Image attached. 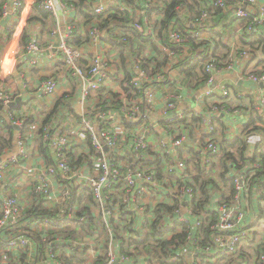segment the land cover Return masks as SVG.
I'll return each mask as SVG.
<instances>
[{"label":"built area","instance_id":"2783aa9c","mask_svg":"<svg viewBox=\"0 0 264 264\" xmlns=\"http://www.w3.org/2000/svg\"><path fill=\"white\" fill-rule=\"evenodd\" d=\"M35 5L49 11L54 17H58L59 11L65 6L74 8L64 0H11L9 6L5 5L3 15L8 16L11 12L16 16L13 44L19 43ZM118 6L122 11L125 10L121 1ZM210 6L211 11L204 9L196 15L187 5H181L172 13V21L165 28H157L162 39L160 50L169 61L178 55L184 59L186 48L191 43L201 45L203 57L201 59L197 56V52L194 59L198 57L202 62L206 77L194 83L193 89L198 94V101L215 97V89L209 87L215 82L216 76L232 72L239 58L251 56L250 50H243L225 59L216 58L214 46L206 43L203 35L205 30L211 29V21L232 12L243 21V31L246 35H259L264 28V3L259 0H210ZM92 7L97 15H106L114 6H110L108 0H96ZM139 13L144 15L143 19L150 35L157 39L154 36L152 21L146 13ZM103 31L98 24L90 28L89 37L95 46L104 38ZM118 33L113 37L125 43L124 50L129 53L127 40ZM74 34V28L69 25L61 37L57 51L63 56L68 72L79 81L81 103L85 104L91 95L102 93L109 78V63L103 54L96 53L91 58L90 66L84 67L82 51L70 43ZM38 51L36 41L29 44V55ZM4 63L3 57L0 56L2 83L7 77L4 76ZM145 65L142 59L135 61V75L132 78V90L141 96L143 106L128 105L122 110V113L127 115L128 121L124 119L125 122L136 124L131 157L128 161L116 163L108 155V151H114L127 142L128 134L124 131V122L118 130L108 129V113L103 107H98L95 116L100 125L98 128L86 115L81 119V125L90 135L94 155L99 160L97 174L87 179H81L80 168L74 169L71 165L68 133L57 127L54 120L42 126L41 137L49 152L51 163L45 169L35 172L34 195L30 196L29 202H35L37 198L40 201L49 200L55 179L63 188L62 207L55 217L34 218L33 228L45 226L56 229L57 225H63L67 219H71L74 215L76 182H80L85 183L109 228V247L104 262L100 264H162L168 260L170 251L175 257L172 259L169 255L171 260L168 264H180L181 261L183 264H264V238L256 240V237H259L255 224L257 220L248 221L249 208H253L256 199L254 192L261 189L264 196L262 159L252 152L247 153L243 159L236 158L235 152H231L233 157H230V150L216 139L223 117L231 114L226 104L229 90L226 85L220 84V96L204 111L178 110L177 98L165 96L167 105L163 114L167 116L165 124L171 127L168 130L159 124L150 123L149 113L156 101L154 85H170V75L166 69L153 73L156 63H148L146 67ZM261 65L260 71L250 73L248 78L255 83L264 84V64ZM57 87L58 83L54 79H49L43 84L47 96H54ZM1 100L4 106L10 109L11 98L4 95ZM261 105L264 107V100ZM8 114L17 124L12 113L8 111ZM188 115L194 116L200 128H204V139L195 145L190 139L192 123L188 120L180 122L181 119H187ZM172 123L177 128L176 132L172 131ZM141 126L143 129L138 131ZM155 128L163 131L157 145L149 137V133ZM19 145V154L0 164V182L6 183L8 168L12 164H19L20 159L26 157L21 140ZM260 149L264 152V144ZM221 159L226 165L220 172L217 165ZM223 173H226L227 180H232L230 186L223 180ZM211 179L215 184H210ZM202 184H206V193L201 190ZM118 193L122 194L121 202L116 200ZM25 213V207L16 196L2 197L0 237L6 239L4 242L10 250L30 249L32 246L33 234L22 224ZM121 218L129 225L124 234L130 243L144 240L146 230H151L155 237L150 243L159 247L136 248L127 244L125 250L117 251V233L122 232L123 228H119L121 231L116 230L109 222ZM115 225L124 227L126 224L116 221ZM208 231H211L210 235ZM252 241L253 246L249 245ZM165 242L172 244L162 251L160 247ZM48 245V263L63 264L55 252L56 244L51 241ZM20 264L33 263L25 260Z\"/></svg>","mask_w":264,"mask_h":264},{"label":"crops","instance_id":"0c3cea01","mask_svg":"<svg viewBox=\"0 0 264 264\" xmlns=\"http://www.w3.org/2000/svg\"><path fill=\"white\" fill-rule=\"evenodd\" d=\"M10 1L8 0L5 5L9 6ZM259 1L260 3H264V0ZM108 2L110 6L114 7L120 4L119 0H108ZM202 4L211 8L210 0H203ZM195 10L200 11L202 8H196ZM141 13L146 12L142 10ZM157 16H153L152 20H150L153 25L154 36L158 39V34L161 33L157 28H163L161 21L164 22L166 18L164 14ZM138 17L139 19L140 17L143 18L144 15L139 13ZM53 19V23L51 21L42 22L41 20L32 23L27 22L24 30L26 28L28 29V41L26 45L21 46V38L24 30L18 44H13L15 32L13 37H10L11 40L7 36L9 35V30L16 25V16L10 12L8 16L2 15L0 18V56L3 57L6 66L4 76L7 75L4 82H0V100L4 95L11 98L12 106L15 109V113L12 115L17 122L15 124L11 121L10 117V119L8 118L9 122L15 128L17 135L14 148L7 150L0 156V164L6 163L11 156L19 154L20 140L26 150V157L20 159L19 164H12L8 168L5 178L6 183L0 182V199L4 196L14 195L25 207L26 212L35 203L29 202L30 196L32 194L34 195V174L37 171L39 172L45 169L49 163L42 153L41 140V128L47 120H54L57 127L68 133L71 145V165L74 169L80 168L81 179H87L98 172L99 160L94 155V152L88 148L86 143L88 135L81 125V119L86 115V118L91 120L94 126L97 128L100 126L98 121L95 120L98 107H103L104 111L108 113V129L118 130L123 126L122 124L124 122L125 130H123L128 134V140L118 149L108 151V155L116 163L122 164L128 161L131 157L132 137L136 132V124L132 122L126 123L124 119L127 120V115L123 114L122 110L128 105L136 104L143 106L141 96L132 90V78L135 75V61L145 58L164 61L166 65L163 67V70L166 69L168 71L172 81L170 85H154L153 91L156 96V101L149 113L150 123L159 124L162 128L170 130L171 127L165 124L167 116L163 114L167 105L165 96H174L177 98L178 110L193 112L198 109L204 111L220 96L218 87L220 84H224L229 90V99L226 104L231 110V114L223 117V122L218 126L216 139L223 143L226 148H228V143H234L238 139H243L244 145L241 144V147L237 144L228 148L230 150L228 156H230L231 152H235L236 158L243 159L247 153L252 152L256 157H260L259 155L262 153L260 147L264 144V132L255 130L245 138L243 136L247 134L244 131L245 126L253 118L257 116L264 118V107L261 105L262 100H264V84L255 83L248 78L250 73L260 71L261 64H264V45L256 44L253 45L254 47L251 46L252 44L249 43L251 37L243 31V21L238 19L232 12L226 13L211 21V29L203 32L206 43L213 45L219 53V56L222 54L224 59L243 50H250L251 56L250 58H239L232 72L218 74L214 82L215 87L213 88L216 91V96L211 97L212 100L209 99L206 101H198V94L193 89L194 84L190 86L192 79L188 78L187 74H185L188 67L183 66L189 61L193 63L192 60L198 52H193L194 47L189 46L186 48V57L184 59L178 55L171 61L168 60L160 49L158 51L151 47L148 49H140L139 44L133 49L130 47L129 53H126L124 50L125 46L122 47L123 45L119 46L109 42L111 36L105 30L103 31L104 38L101 43L95 46L90 37H87V34H89L90 28L97 23L94 21L91 24L84 25L85 21L77 15L74 8L65 6L64 9L59 11L58 17L53 16ZM69 25L74 26L76 31H78L81 43L77 44V48L83 53L84 59L82 65L84 67L90 66L91 58L96 53L103 54L109 63V78L105 83L102 93L91 95L85 104L81 103V86L79 81L68 72L63 56L57 51L61 37ZM262 35H264V28L259 36ZM262 37L264 38V36ZM33 41H36L39 51L29 55L27 48ZM196 46L199 47L198 45ZM7 49H11L12 51L7 53ZM164 58L167 59V62ZM49 79H54L58 83V89L54 96H47L43 90L44 82ZM187 120L192 123L193 128L191 129L190 139L192 144L195 145L204 139V128H200L198 121L195 122L194 116L188 117ZM128 123L132 124V126ZM258 125L260 123L256 122L255 126ZM142 129L143 127L141 126L138 131ZM252 129L250 127V130ZM6 131L5 126L3 127V124L0 123V137L8 136ZM172 131H177L174 125H172ZM22 132L23 134L21 135ZM161 135H163V131L159 128L152 129L149 133V137L156 145L159 143ZM242 148H246L247 150L242 152ZM79 158L82 159L79 160ZM225 165V161L221 159L217 165L218 170L221 172ZM9 177L14 181L11 182ZM260 190L257 189L254 192L256 199L254 200L253 208H249L248 213L249 222L257 220L255 224L257 225L259 237H256V240L264 238V196ZM62 191L63 188L54 179L52 194L49 200H42L45 208L48 211L55 212V215L59 213L62 207ZM87 191L88 189L85 183L76 182V195H84V201L79 207L73 204L74 215H72L71 219L81 218L86 221V216L76 217L79 213H82V215H87V217L93 220L92 229L87 235H81V238L78 240H73L69 237L62 238L60 236L54 238V240H52L53 238L48 239L46 234L50 230L49 227L36 226L33 228L34 217H24L22 219V224L25 229L30 231L33 236L41 233L42 243L46 244L45 249L42 250L33 240L32 246L30 249H27L26 260H30L33 264H49L48 259H43L40 255L42 253L48 255V244L52 241L56 245L67 247H62L63 250L58 248V253L65 251V255L68 258H72L79 251L78 249H80L78 256L81 264L104 262V256L109 247V228L103 220L104 217L100 208L97 204H94L92 199H89L91 195ZM121 197L122 194L118 193L116 200L121 202ZM40 204L38 203L37 205ZM116 221L125 222L126 225L124 227L116 226ZM109 224L119 231H121L119 228H123L122 232L117 233L118 241L116 250H125L127 247L125 249L123 248V239L129 244L127 235L124 234L129 225L122 218L113 219ZM62 229L64 228L62 227ZM150 235H152L151 230H146L143 239L148 238ZM253 243L254 241L250 242L249 245L253 246ZM14 253L16 257H19L20 253L18 251ZM169 255L172 256L171 253ZM41 259L43 260L41 261Z\"/></svg>","mask_w":264,"mask_h":264},{"label":"trees","instance_id":"16d2710c","mask_svg":"<svg viewBox=\"0 0 264 264\" xmlns=\"http://www.w3.org/2000/svg\"><path fill=\"white\" fill-rule=\"evenodd\" d=\"M64 1H66L67 4H71L74 6V9L77 12V15L82 17L83 21H85L84 25L91 24L94 21L98 25H100L101 28L105 30L106 33H108V35L111 36L110 37L111 40H109V42H112L119 46L123 45L122 47L126 46L125 43H122L118 41L116 37H113L116 32H119L118 33L120 34L119 36L127 40V47H129V49L130 47H132L133 49L136 45L139 44L140 49H148L149 47H151L155 49L156 51L160 49V42L162 39H155L153 36L150 35L145 25L144 19L142 17H140L139 19L138 17V14L140 11L144 10L148 18L151 20L153 16H157L158 14L159 15L164 14L166 20H164V22L161 21V25L163 28H165L166 25H168L169 22L172 21V13L175 11L177 7L181 5H187L188 9L191 10L196 15H198L199 13L198 12L199 10H195L196 8H199V9L202 8V10L205 9L207 11H211V8L209 6H204L202 4L203 0H190L191 3L189 2V0H155L151 2L149 0H119L125 6L124 11H122L120 6L117 5L115 7H112L106 15H97L92 7L96 0H64ZM7 2L8 0H0V18L3 15L4 6ZM202 10H200V12ZM173 16L175 15L173 14ZM217 18H214V19H217ZM38 20H41L42 22H45V21H48V22L51 21L52 23L54 22L53 15L49 11L42 9L39 5H35L32 8V12L28 19V23H32ZM15 29H16V25L13 26V28L9 30L8 32L9 35H7L9 40H11V38L13 37ZM74 30H75V34L72 36L70 43L77 47V44L81 43V41L78 35V31H76L75 27H74ZM262 36H259V35L250 36L251 39H249L250 40L249 43L252 44L251 46L254 47L253 45H256V44L264 45V38ZM87 37L89 38V34H87ZM27 41H28V29L26 28L21 38V46L26 45ZM190 46L194 47V50H193L194 53H196L195 51H198L199 54L197 56H200V58L202 59L203 52L201 49V45H198L200 47H197L195 43H191ZM214 56H216V58L218 59H224L223 57L219 56V53L217 52L216 49L214 52ZM165 61L167 62V59ZM192 61L193 63L189 61L186 65H183V66L188 67V69L185 71L186 72L185 74H187L188 78L192 79L191 81L192 83L190 86H192L195 83V81H199L203 79L204 77H206L205 72L202 67V62L199 60V58L197 57L193 59ZM142 62L146 64L145 67L147 66L148 63H151V62L156 63V69L153 70V73L162 72L163 67H165L166 65L164 61H160L158 59H146L145 58V59H142ZM8 111L12 113L13 115L15 113V109L13 108V106H11L10 109H8L6 106H4L3 101L0 100V123L3 124V127L5 126L7 130L6 134L8 135V136L0 137V156L3 155L7 150L14 148V143H15L16 135H17L15 128L13 127L12 123H10L8 120L9 118ZM187 119H188V116H187ZM187 119H181L180 122L184 123ZM194 120L195 122L197 121L195 117H194ZM48 122L49 121L47 120V122H45L44 124ZM256 122H259L260 125L255 126ZM172 124L174 125V123ZM250 127H252L253 129L250 130ZM255 130H259V131L261 130L264 132V118L263 117L257 116L253 118L251 122L245 126L244 131L247 132V134H244L243 138H245L249 133ZM22 134L23 132L21 133V135ZM87 135H88L87 141H86L87 146L91 151H93L89 133H87ZM237 144H239L238 146L241 147V144H243V139L242 138L240 140L238 139V141L234 143H228V148L230 146H234ZM246 150H247L246 148H242L241 151L243 152ZM261 152L262 153L259 156L262 159V164H263V169H264V152L263 151ZM42 153L44 154L46 159L49 161V163H51L49 152L47 151V148L45 144L43 143V140H42ZM230 157H233V153H230ZM81 159L82 158H79V160ZM222 178L228 186H230V184L233 183L232 180L226 179V173L222 174ZM210 184H215V181L211 179ZM200 187L204 193L207 192L206 184H202ZM83 196L84 195L82 196L76 195L74 205L78 207L80 206V204L82 205V202L84 201ZM89 199H92L94 202L92 195L89 196ZM38 203H41V204L37 205ZM55 216H57L55 215V212L48 211L45 208L44 203L40 201L39 198H37L35 203L32 205L31 209H29L24 214L25 218H28V217L29 218H32V217L40 218V217H55ZM81 216H84V217L86 216L85 217L86 221L81 218L80 219L74 218L71 220L67 219V221L63 225H57L56 229H50L47 232L46 237L48 239L53 238L52 240H54V238H57L59 236L62 238L69 237L70 239L78 240L79 238H81V235H87L88 232L93 227L92 226L93 220L92 218L87 217V215H82V213H79L76 217L79 218ZM62 227L64 229H62ZM24 231L26 230H23V232ZM207 233H209L210 235L211 231H208ZM154 237L155 235L153 236L150 235L148 238L141 240V241H134L133 243H130L129 241V245L130 246L134 245L136 248L154 247L156 249L159 246H156V244L151 245L150 243L151 239H154ZM32 238L36 242L38 247H41L42 250L45 249L46 244L42 243L41 233H39L38 235L35 234V236L32 235ZM5 240L6 239L4 238L1 239L0 237V264H20L22 262H25L27 258V249L19 248L18 250H10L6 246L4 242ZM173 240L174 238L172 239V242ZM172 242H165L164 244H162L160 247L162 251L166 250V248H168V246H170ZM62 247L65 248L66 246H59V245L55 246L56 248L55 252L58 254V260L60 262H62L63 264H81V260H79V256H78L80 249H78L79 251H77V253L72 258H68L65 255V251L63 253H58L59 252L58 248H60V250H63ZM126 247H127V241L123 239V248L125 249ZM15 251H18L20 253L19 257L15 256V253H14ZM169 253L172 254V259H173L175 257V254L172 253V251H170ZM169 253H168V260L162 262V264H168V261L171 260L169 257ZM158 255H160V252L158 253ZM165 255L167 256V254ZM40 257H42L43 259H46L47 254L42 253ZM43 259H41V261ZM77 261H80V262H77ZM96 264H100V263H96ZM180 264H183V262L181 261Z\"/></svg>","mask_w":264,"mask_h":264},{"label":"rangeland","instance_id":"374dc122","mask_svg":"<svg viewBox=\"0 0 264 264\" xmlns=\"http://www.w3.org/2000/svg\"><path fill=\"white\" fill-rule=\"evenodd\" d=\"M161 37V35L160 34H158V39ZM10 48H11V45H10ZM12 50L11 49H7V53L9 52H11ZM13 54V53H12ZM221 57H222V54L220 55ZM215 87V84L214 83H212L211 85H210V87H209V89H213ZM158 95H159V93H158ZM9 180H11V182H13L14 180H12V179H10V177H9ZM10 182V183H11ZM7 192H9L8 190H6ZM31 195V194H30ZM0 206H1V199H0Z\"/></svg>","mask_w":264,"mask_h":264}]
</instances>
